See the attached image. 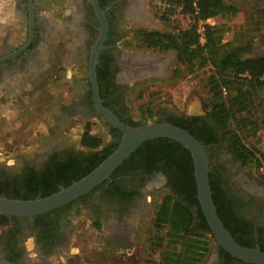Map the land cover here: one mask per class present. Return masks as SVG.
I'll return each mask as SVG.
<instances>
[{"label":"flooded vegetation","instance_id":"af4514ba","mask_svg":"<svg viewBox=\"0 0 264 264\" xmlns=\"http://www.w3.org/2000/svg\"><path fill=\"white\" fill-rule=\"evenodd\" d=\"M96 1L106 20V34L95 64L103 75L98 81L103 96L101 102L126 123L131 120L126 102L129 86L126 81L131 76L125 72L127 60L119 56L115 44L121 38L134 39L137 29L150 30L144 24L153 22V10L146 8L142 0ZM252 1L264 4V0ZM11 3L18 29L0 22V96H15L28 87H37L45 78L44 71L53 65L51 57H56V83L60 79L57 75L59 69L67 71L71 67L73 75L77 69L80 77L70 80V102L60 105L54 113L55 126L62 127L75 115L84 119L92 117L106 136L102 145L112 148L120 133L94 110L86 78L88 51L97 33V22L89 1L11 0ZM124 22H128L131 33L128 37L122 36ZM55 43L62 50L60 56H55L53 51L48 53V48ZM157 113L156 121H166L168 117L180 114L167 109H158ZM184 114L190 117L193 128L206 130L205 133L214 139L220 136V127L213 119L207 118L204 111ZM61 134L55 131L54 136L47 135L40 142V147L13 152L11 163L2 159L0 175H26L32 170L38 173L49 160L59 161L86 151L78 144V138L69 139ZM203 147L211 177L237 217L240 230L235 232V237L258 247L264 242V172L254 176L238 173L240 162L220 142L213 141ZM131 153L104 183L65 205L31 217L0 216V264H51L54 258L67 256L75 234L74 220L78 216L89 223L97 222L105 229L101 240L104 247L128 252L139 239L137 227L153 223V193L157 189H167L170 193L166 186L164 162L148 160L141 152ZM151 164L156 169L150 168ZM157 182L159 184L155 185ZM133 220L135 224L131 223ZM211 248L213 264H240L236 258L226 260L214 242Z\"/></svg>","mask_w":264,"mask_h":264},{"label":"trees","instance_id":"16d2710c","mask_svg":"<svg viewBox=\"0 0 264 264\" xmlns=\"http://www.w3.org/2000/svg\"><path fill=\"white\" fill-rule=\"evenodd\" d=\"M163 3L165 8L158 14L159 19L164 21L171 14L179 12L189 18L187 26L171 31L137 29L134 31V42L136 46L153 52L173 51L176 66L172 71L174 74L178 73L177 67L181 65L188 71L209 67L205 78L207 96L202 100L201 107L205 116L213 119L221 128L220 136L214 139L211 134L205 133L206 130L193 128L190 117L182 112L178 117H168L166 122L185 129L203 146L213 141L222 143L242 166L259 168L264 165V149L247 147L242 140L252 136L257 127V122L250 120L247 113L251 106L258 104L264 94V55L245 56V46H232L223 40L222 26L204 22L207 18L234 14L236 7L227 5L223 0H163ZM199 22L202 26V42H199L196 31ZM100 76H103L100 67L95 66L97 84ZM98 86L99 84L98 95L102 99ZM101 103L108 109L104 102ZM137 111L143 118L151 115L147 105H139ZM143 122L145 120L129 119L126 123L136 126ZM93 123L92 120H85L79 134L78 144L86 148L85 152L59 161L49 160L38 171L39 175L33 170L26 175H0V195L19 199L42 197L89 172L116 146L113 144L110 148L102 145L101 137L91 133ZM140 152L148 160H161L166 167L164 173L170 193L160 196L152 223L154 230L161 231L162 239L168 246L162 252L160 264H198L207 253L213 238L196 198L188 150L175 140L157 137L143 141L133 154ZM124 160L113 172L125 163ZM150 168L156 169L154 164ZM207 175L212 203L222 225L237 243L254 247L235 237V232L240 230L237 217L212 179L211 171L208 170ZM257 248L264 250V242L259 243ZM219 252L226 260L234 258L220 247ZM147 264L158 263L151 261ZM240 264L248 263L240 261Z\"/></svg>","mask_w":264,"mask_h":264},{"label":"rangeland","instance_id":"374dc122","mask_svg":"<svg viewBox=\"0 0 264 264\" xmlns=\"http://www.w3.org/2000/svg\"><path fill=\"white\" fill-rule=\"evenodd\" d=\"M227 5L236 7L234 14H222L208 19L209 24H218L224 29L223 40L230 45L245 46L243 54L245 56L264 55V4L253 2L252 0H223ZM58 5H59V1ZM143 5L153 10L154 19L152 23L144 24V27L155 31H171L182 29L189 23V18L182 13L176 12L169 18L162 21L158 14L161 13L165 5L163 0H142ZM60 11V9H59ZM58 11V12H59ZM1 14H7L2 10ZM11 20H8L11 28L18 29L12 12H8ZM124 32L122 36L128 37V22L122 23ZM11 43L10 39H8ZM60 45L51 44L48 53L53 51L55 56L61 55ZM116 49L119 56L126 54L152 53L166 57L167 73L160 77H148L145 79L128 78L129 84L126 93V102L132 120L145 122L154 120L157 110H174L186 114H200L202 100L207 96L205 78L209 73V67L189 70L181 65L177 67L178 73L172 71L175 66L174 52L163 53L153 52L147 48L136 46L134 39L121 38L116 41ZM47 54V53H46ZM52 56V54H50ZM58 58V57H57ZM61 58V57H60ZM52 66L46 69L45 78L37 87H28L27 90L9 97L0 96V161L5 159L11 163V154L21 152L28 148L40 147V142L45 137L54 136L55 131L62 133L69 139L79 138L82 124L85 120H92L91 133L106 138L99 124H96L92 117H70L65 125L57 127L54 124V113L60 105L69 101L68 92L71 93L70 80L80 77L79 72L74 70V75L68 70L57 72L59 81H54V68L57 65L56 57H51ZM61 75V76H60ZM77 75V76H76ZM136 81V82H135ZM75 94V91H74ZM147 105L151 110L149 117L143 116L137 111L139 105ZM205 113V112H204ZM247 116L250 120L257 122V127L252 136L242 138L247 147L264 149V94L258 104L250 107ZM221 129V128H220ZM223 145V144H222ZM261 167V166H260ZM238 173L254 176L264 172V169L253 168L247 165L239 166ZM157 182L155 185H158ZM168 192L167 189H157L153 193L154 209L162 194ZM135 220L131 223L135 224ZM137 227L138 241H135L128 252L111 251L103 246L102 237L105 235L104 228L97 226L94 222L89 223L81 216L74 220L75 234L72 240V247L67 256L54 258L51 264H147L151 261L162 263V252L167 249L165 241L162 239L161 231L154 230L152 223L143 228ZM155 244V245H154ZM212 244L210 242L207 253L200 259L198 264H213ZM147 261V262H146Z\"/></svg>","mask_w":264,"mask_h":264},{"label":"water","instance_id":"95a60500","mask_svg":"<svg viewBox=\"0 0 264 264\" xmlns=\"http://www.w3.org/2000/svg\"><path fill=\"white\" fill-rule=\"evenodd\" d=\"M88 1L97 22V33L89 47L86 61V78L90 85L91 101L94 110L119 131V140L113 150L89 172L70 184L59 187L50 194L30 199L10 198L0 195V215L31 217L65 205L108 179L113 170L143 141L165 137L179 142L189 152L196 198L213 242L230 256L244 263L264 264V250L237 243L219 220L208 185V160L204 147L198 140L185 129L166 121L150 120L136 126H130L119 120L109 109L102 105L95 78V64L97 53L102 47L106 34V20L98 7L97 1ZM28 24L31 25L30 16ZM126 56L125 72L129 73L131 78L138 80L148 77H160L167 73L166 57L163 55L128 53Z\"/></svg>","mask_w":264,"mask_h":264},{"label":"crops","instance_id":"0c3cea01","mask_svg":"<svg viewBox=\"0 0 264 264\" xmlns=\"http://www.w3.org/2000/svg\"><path fill=\"white\" fill-rule=\"evenodd\" d=\"M2 10H6L7 14H1ZM8 12H12L11 0H0V22L8 23L12 19Z\"/></svg>","mask_w":264,"mask_h":264},{"label":"built area","instance_id":"2783aa9c","mask_svg":"<svg viewBox=\"0 0 264 264\" xmlns=\"http://www.w3.org/2000/svg\"><path fill=\"white\" fill-rule=\"evenodd\" d=\"M208 19H210V18L205 19L204 22L208 23V22H207ZM196 31H197V33H198V35H199V39H198L199 42H202V41H203V35H202V26H201V22L198 23ZM259 169H260V170H261V169H264V165H262L261 167H259Z\"/></svg>","mask_w":264,"mask_h":264}]
</instances>
